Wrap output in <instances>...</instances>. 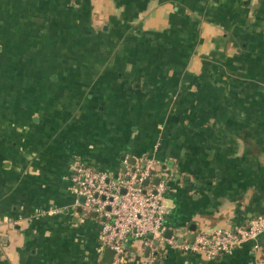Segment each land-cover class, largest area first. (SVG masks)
Here are the masks:
<instances>
[{"label":"crops","instance_id":"1","mask_svg":"<svg viewBox=\"0 0 264 264\" xmlns=\"http://www.w3.org/2000/svg\"><path fill=\"white\" fill-rule=\"evenodd\" d=\"M141 154L176 244L264 214V0H0V264H108L70 164ZM155 244L122 264H264V231L214 258Z\"/></svg>","mask_w":264,"mask_h":264},{"label":"built area","instance_id":"2","mask_svg":"<svg viewBox=\"0 0 264 264\" xmlns=\"http://www.w3.org/2000/svg\"><path fill=\"white\" fill-rule=\"evenodd\" d=\"M169 177L163 164L148 154H141L130 168L117 174L96 170L80 160L71 162L68 178L76 198L74 203L98 218L101 225L99 251L113 250L108 264L124 262L125 243L129 238L145 239V244L153 250L157 248L155 242L166 241L182 252L214 258L231 254L242 243L256 239L264 231V214H260L242 227L197 232L192 242L176 244L173 239H166L168 208L164 199ZM81 196L83 202L78 201ZM153 259L149 256L146 260L151 264Z\"/></svg>","mask_w":264,"mask_h":264},{"label":"water","instance_id":"3","mask_svg":"<svg viewBox=\"0 0 264 264\" xmlns=\"http://www.w3.org/2000/svg\"><path fill=\"white\" fill-rule=\"evenodd\" d=\"M155 182L157 183L158 182V179L156 178L155 179ZM147 183V181H144V184H146ZM79 201L80 202H82L83 201V197L81 196V197H79ZM78 210H80V207L78 208ZM171 233V231L170 230H168L167 231V235H169ZM194 236H192V238H193ZM191 238V239H192ZM112 255H113V250H111L110 248H106L105 250H104V259H105V262L106 263H109L110 262V260H111V258H112Z\"/></svg>","mask_w":264,"mask_h":264}]
</instances>
